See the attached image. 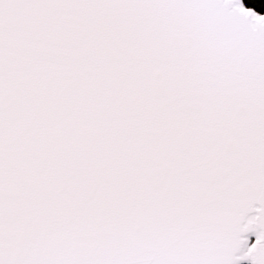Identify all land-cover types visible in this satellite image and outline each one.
I'll return each instance as SVG.
<instances>
[{
  "label": "snow or ice",
  "instance_id": "6c2138e0",
  "mask_svg": "<svg viewBox=\"0 0 264 264\" xmlns=\"http://www.w3.org/2000/svg\"><path fill=\"white\" fill-rule=\"evenodd\" d=\"M0 264H264V0H0Z\"/></svg>",
  "mask_w": 264,
  "mask_h": 264
}]
</instances>
